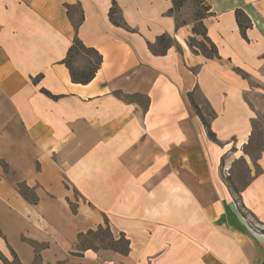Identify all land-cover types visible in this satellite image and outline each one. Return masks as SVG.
I'll use <instances>...</instances> for the list:
<instances>
[{"label":"crops","instance_id":"crops-1","mask_svg":"<svg viewBox=\"0 0 264 264\" xmlns=\"http://www.w3.org/2000/svg\"><path fill=\"white\" fill-rule=\"evenodd\" d=\"M201 1L215 58L189 47L171 0H0V264H264V153L245 151L264 113V0ZM75 38L102 57L88 84L64 63ZM101 228L128 252L83 246Z\"/></svg>","mask_w":264,"mask_h":264},{"label":"rangeland","instance_id":"rangeland-1","mask_svg":"<svg viewBox=\"0 0 264 264\" xmlns=\"http://www.w3.org/2000/svg\"><path fill=\"white\" fill-rule=\"evenodd\" d=\"M184 2L183 6L179 9H176L174 16L179 25L186 24L192 27V30L199 26V22L197 21L201 16H207V5L205 3H200L197 0H181ZM198 31H201V27H199ZM191 37L198 38L202 37L200 35H196L193 33ZM198 40V39H197ZM199 41V40H198ZM96 60V56L94 54H90L85 51H78L73 55L71 60L72 66L79 71H85L88 66V61ZM198 100L202 102L203 110L205 111L207 117H211L210 112L208 110L207 105L201 100L200 96H197ZM245 151L248 155H250L253 159L264 153V113L262 110H259L257 113V119L254 123V133L253 138L249 146L245 148ZM229 174V172H226ZM231 179L236 184V189H241L249 180V170L246 165L245 160L239 159L235 161L233 164V169L231 170ZM78 200V196H76ZM73 208L76 204H73ZM83 246L95 247V248H112L119 249L120 244L113 243V237L107 231L98 232L97 234H89L87 237L83 239ZM13 264H17L16 261Z\"/></svg>","mask_w":264,"mask_h":264},{"label":"trees","instance_id":"trees-1","mask_svg":"<svg viewBox=\"0 0 264 264\" xmlns=\"http://www.w3.org/2000/svg\"><path fill=\"white\" fill-rule=\"evenodd\" d=\"M171 1L173 3V8L169 11V14L174 15L176 9L181 8L183 6L184 2L181 0H171ZM197 1L200 3H203V1H201V0H197ZM206 10L208 13L209 12L208 6L206 7ZM116 13H117L116 2L113 1V8L111 9V12H110V18L114 23L118 24V20H116V18H115ZM204 18H206V16H201L197 20L199 22V26L193 29V33L196 35L202 36L204 41H198L196 38L190 37L188 40V44H189V47L191 49H193V51H195V52L200 51L207 58H215V57H218L217 49L209 41V39L207 37V29L202 22ZM237 21H238L239 27L241 29V33L245 37L247 29H249L251 27V21L241 11H237ZM182 25H184V24H182ZM199 27H201L202 32L198 31ZM172 45H173L172 38L169 36L163 35L158 39L157 46L150 44V49L155 54H165L167 52V50ZM78 51H85V52H88L90 54H94L96 56L95 61H92V60L88 61V66H87L85 71L76 70L71 64V60L73 58V55ZM101 62H102V57L95 50L86 48L79 38H75L73 45L71 46V48L68 52L67 58L64 60V63L68 66V68L70 70L73 82L79 83V84H88L89 82H91L94 79V77H95V75H96V73H97V71L101 65ZM46 94L50 95L49 92H46ZM190 100H191V103H192L193 107L195 108V110L199 114H201L200 110H199V108L195 102L193 94L190 95ZM202 119H203V123L207 129L208 135L211 138H213L214 134L211 131L210 123H208L204 118H202ZM105 231L109 232L108 228H106V229L101 228V229H99L98 232L101 233V232H105ZM97 233H92V234H97ZM113 243L114 244H120V246L122 245L119 249H117V248L115 249V247H114L115 250L121 251L122 253L128 252L129 242L126 239L121 238L118 242H115L113 240ZM3 261L5 264H13L4 258H3Z\"/></svg>","mask_w":264,"mask_h":264}]
</instances>
